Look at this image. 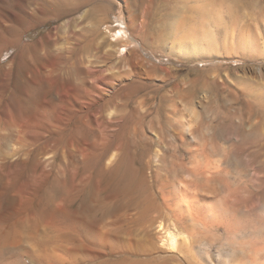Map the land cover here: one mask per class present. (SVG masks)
<instances>
[{"label":"rangeland","instance_id":"rangeland-1","mask_svg":"<svg viewBox=\"0 0 264 264\" xmlns=\"http://www.w3.org/2000/svg\"><path fill=\"white\" fill-rule=\"evenodd\" d=\"M19 1L20 4H17ZM212 1L214 4L212 6H215L214 8L216 9V11L214 9V13L217 12L215 14H218L217 21H204L202 18L200 20L197 17L191 20L193 25H202L203 30H208L210 38H199L198 36L192 38L189 31L185 30V24L181 22V16L185 17L186 14H190L188 10L187 12L185 11L187 8L183 7L181 0H127L126 2L125 0H93L80 13H77V7H79L78 0H0V157H8L9 159L21 157L26 159L27 162L23 171L26 177H31L33 174L40 175L41 173L45 175L43 182L40 184L41 186L38 187L35 198L39 201L35 200L34 208H30L35 209L37 207V209H29L30 211L24 212L20 217L21 219L27 218L25 221L28 219L31 221L30 215L32 216L38 212L41 213L44 210L43 207L47 206V203L59 197L62 198L60 195L68 198V183L70 180L68 177H70V173L74 170L80 174L79 176H87L91 173L89 176H91L92 180H96L99 175L104 176L107 161L104 163L100 158L102 156V149L97 148L95 151L92 150L91 156L87 157L86 161L82 160V156L80 153L78 154V149L81 144L83 145L84 141H93L94 138L97 139L108 133L106 137H109L113 147H122V145L125 146L131 143V133L137 130L138 133L145 132L152 138L156 137V128L164 119L161 115L156 117V111L161 104H165L168 106L169 115L173 117L172 104L177 100L176 94L179 91L181 94L180 102L185 109L188 120L193 122L194 135L197 138L199 137L200 147L209 148L210 150H208L211 151L213 159L217 161L223 159L219 160L221 162L220 171L223 169L222 173L225 174L227 172L224 175L227 182L226 179H223L225 180V182L223 181L224 183L222 181L217 182L216 185L220 186L219 189L221 188L220 190H222L220 192L225 193L228 190L226 189V187L228 188V184L239 185L238 181L241 182L244 177L249 181L250 190L252 187L258 189L261 186L262 190L259 193L256 192L249 203V206L253 204H255L254 207L256 205L260 206L256 207L255 211L260 210L256 211L255 215L253 213V215H247L248 218L240 215L241 228L243 231L245 230L244 232H249L248 236L240 237V233L228 236L226 230L222 228L218 232L221 238L215 241L212 247L210 245H200L198 249H195L193 247L180 246L179 253L181 255L178 253V255L169 257L168 262L170 264H207L208 259L213 256L216 248H222L224 252L225 250H230L231 246H242V248L251 250L257 244L256 247L261 249L263 256L262 264H264V206L262 207L264 205V166L260 167L259 162H255L253 157L248 154L244 155L246 162L231 161L229 164L224 153V146H227L225 144L226 138L220 132L219 127V124H222L231 117L248 115L245 110L246 107H244L247 105V101L256 103L255 107L258 113L255 114L254 118L264 120V0ZM55 2L56 4H54ZM139 2L142 4H139ZM57 5L58 7H56ZM60 8H67V14L59 11ZM82 14L83 17L80 18ZM120 18L126 21L129 35H131L130 38L136 40L132 45V49L134 47L135 50L129 51L128 57L130 59L127 60L128 62L126 61V64L125 61H121L118 57L116 53L117 46H115V49L109 48L110 45H115L116 42H113L105 30L107 25H112L113 28H116ZM175 19L176 21L177 19L180 20V22L178 21V25H183L180 29H184L178 37H172V35L168 34H172L171 32L174 28L179 27L175 24ZM78 23L80 24L79 27H77ZM136 24H138V27L134 31V25ZM80 27L85 29L94 27L95 30L93 32L88 31L82 36H74L73 31L80 29ZM187 33L191 36H186V38L185 35ZM183 35L184 38H182ZM46 38L52 39L47 40ZM198 40L200 41L198 42ZM179 43L185 46L188 45V47L183 46L185 50L183 48L179 49ZM23 44H29L30 46L24 48ZM135 44L137 45L135 46ZM190 46H193V48ZM67 47H69L70 53L63 52ZM109 49L114 51L116 55L113 54L106 57L104 54ZM194 50L202 51L196 53ZM84 54L86 56L89 55L94 61L93 67L105 70L103 74H111L112 71H116L113 79H110V81H116L124 77L125 79L123 81H116L117 87L114 89L108 88L107 90H102L104 94L102 95L103 98L100 96V100L96 99V101H93L94 103L96 102V105H92L93 102H90L91 108L87 105V107L80 109L78 106H75L76 102L72 103L73 100H59L56 90L60 84L68 82L79 87L85 84L87 89L91 90L92 78L95 75H90L78 64V59L83 57ZM52 59L57 60L55 61L57 63L54 66V75L53 73L49 74L45 69L46 62ZM115 65L116 67L114 68ZM120 66L121 69L119 68ZM85 72L89 75L84 74ZM117 72L122 73L123 77L121 74H117ZM48 75L52 77V80L54 78L57 80H53V88L44 81ZM36 77L40 79L35 81ZM89 81H91V84H89ZM57 98L58 100H56ZM49 104L52 105L50 106ZM65 106L69 108L67 109ZM240 108L244 109L240 110ZM109 109H114L115 115L113 119L107 120L105 117ZM146 112L148 114L146 123L154 117V124L156 125V128H153L154 131H151L147 126L144 127L143 131L142 119L144 117L140 116V114L144 115ZM40 113L43 115H39ZM95 115L100 118L101 125L99 128H97L98 126L96 127V123L94 122ZM88 119L92 122H89ZM36 121H41L40 123L44 125H39ZM92 125L94 130L90 129ZM215 125L218 126L213 127ZM263 125L261 131L264 130ZM50 127L51 134L49 133L51 131L48 130ZM199 128L202 130L199 131ZM33 129H36L35 132L38 131L35 133ZM102 129L104 131L101 135L99 131H102ZM105 130H107L106 133ZM171 131L170 133H173ZM53 136L54 139L51 140ZM169 138L173 139V136ZM198 141L196 140V142ZM36 143L37 145H35ZM202 144L203 146H201ZM34 145L39 147V149H36ZM188 146L184 147L185 152L180 151L186 158V162H189L191 157L189 150L192 147L190 146L189 149ZM66 148L76 149L71 153L72 149L67 150ZM98 149L101 150L98 151ZM155 149L157 148L155 147ZM155 149L150 154L153 155L152 152L155 153ZM35 154L38 158L33 157ZM152 155L150 158L154 156ZM33 158H36V160L33 161ZM46 158L50 159L46 160ZM262 159L264 161V154ZM37 160L38 162L36 163ZM247 162L250 163L249 166L246 165ZM32 165H36L35 168ZM39 165L47 167H40ZM226 166L229 167L227 168ZM27 168H29V171ZM30 170L33 172L32 175ZM100 170L102 171L100 172ZM45 171L51 173L49 177H47L49 174L45 173ZM56 171L58 172L57 174ZM26 172L28 173L27 175ZM60 172L65 174H61ZM178 175L187 178L188 170H179ZM67 180L68 182H66ZM2 182L0 175V188ZM61 182L66 184H64L65 187ZM225 183L228 184L225 185ZM245 195L247 196L248 192ZM12 200L11 190H8L4 195L0 196V205L9 208ZM254 216L256 220H253ZM22 220L25 222L24 219ZM29 220L27 223L30 225ZM23 222V226L30 228L31 225L28 227V224L25 222L26 226ZM33 223L31 222L32 225H34ZM243 225L244 227H242ZM174 231L180 232L182 230L176 228ZM33 239L36 241L35 238ZM34 241L33 243H35ZM18 246L15 248L16 252L14 248H10L12 251H4L6 256L11 254L9 258L12 257L14 260L7 259L1 264H117L116 259L118 255L110 250L99 258H78L72 261L69 257L68 261L65 260L64 263L63 258L60 259V257L57 258L55 256L48 259L49 262L48 260L40 259L33 250L32 252L35 255H31L30 249H32V245H29L26 241H22ZM17 247L18 253L19 251L24 253V256L22 253H19L23 258L21 260L17 258ZM21 249L28 250L23 252L24 250L22 251ZM224 255L225 253H223L222 261L225 264L227 259L226 255ZM62 256L66 257V255ZM15 259H18V262ZM33 259H35L34 262L32 261Z\"/></svg>","mask_w":264,"mask_h":264},{"label":"bare ground","instance_id":"bare-ground-1","mask_svg":"<svg viewBox=\"0 0 264 264\" xmlns=\"http://www.w3.org/2000/svg\"><path fill=\"white\" fill-rule=\"evenodd\" d=\"M92 1L93 0H78L79 7H77V13H80L81 10L87 5L91 4ZM126 1L127 0H125V2ZM181 1L183 3V7L187 8L185 11L187 12L188 10V12L190 13V14L185 13L186 14V15L184 14L185 17L181 16L182 18L181 22L182 24H185L184 26L185 30L189 31V33L192 35V38L194 36H198L199 38L200 37L210 38L209 37L210 34H208L209 32H207L208 30L206 31L203 30L204 28L202 27V25L200 26H197L195 24L193 25L191 23V20L197 17L199 19L202 18L204 21L206 20L217 21L218 14H215L217 12L214 13L215 6H212L214 5L213 1L212 0H181ZM140 3L141 2H139V4ZM17 4H20V1ZM54 4H56V2ZM56 7H58V5ZM66 9L60 8L59 11H62L63 13L67 14L66 12H68V10ZM82 17L83 14L80 16V18ZM118 21L119 23H117L116 28H113L112 25H107L105 27V30L112 38L113 42L114 41L116 42L115 45H110L109 48L115 49V46H117L116 53L118 54L120 60L125 61L126 64V61L130 59L128 57L129 51L135 50L134 47L132 49V45L136 42V40L130 38L131 35H129L127 28L128 25L126 21L122 18H120ZM178 21L180 22V20L177 19L176 21L175 19L176 25H178L179 23ZM187 23L190 24L188 28H186V26L188 25ZM79 25L80 24L78 23L77 27H79ZM134 26H135L134 28L135 31L138 27V24ZM181 26L183 25L176 27V29L174 28L172 32L170 31L172 34L170 33L168 34L172 35V37H178V35L181 34L180 32L184 30V29L183 30L180 29ZM168 28L170 27L168 26ZM94 30H95L94 27L90 29H85L80 27V29L74 30L73 34L74 36H82L86 32L88 31L93 32ZM191 35L187 33L185 37ZM182 38H184V35ZM46 39L48 40L52 38H46ZM190 40L192 41L191 38ZM199 41L200 40H198V42ZM186 42H182V43H186ZM181 44L179 45V49L180 48L182 49L183 46L188 47V45L185 46L184 44L182 45ZM136 45L137 44H135V46ZM29 46H30L29 44H23L24 48ZM190 47L193 48V46ZM201 51L194 50V52L196 53ZM63 52L70 53L69 47H67ZM106 52L107 53L104 54L106 57L115 54L114 51L110 49L107 50ZM78 60H79L78 64L80 65V67L82 66L81 68L85 69L87 73H89L90 75H95L93 78L91 77L92 84L91 81H89L90 82L89 84H91L92 87V88L90 87L91 90L90 89L88 90L85 84L84 86L79 87L73 83L71 84L70 82H68V83H62L59 86L57 84L58 88L56 91L59 100H63V101H66L68 99L73 100L72 103L76 102L77 104L75 106L76 107L78 106V108L80 109L87 107V105H89L90 102L96 101V99L100 100L99 97L104 95L102 93V90L104 91L107 90L108 88L114 89L115 87H117L116 81L118 80L123 81L125 79L124 77L116 81L115 80L110 81V79H113L116 71L115 70H114L115 72L112 71L111 74H103L105 72L104 69L101 70L99 67L92 66L94 61L91 59L89 55L86 56L84 54L83 57H81ZM55 61L57 60L52 59L46 62L47 64L45 66V69L49 74H52L53 71H55L54 66L57 63V62L55 63ZM115 67L116 65L114 66V68ZM119 68L121 69V66ZM87 73L85 72L84 74L88 76L89 74ZM117 74H121L122 76V73L117 72ZM51 78L52 77L48 75L47 78L44 79V81L53 88L54 87L53 80L55 78L53 80ZM38 79L36 77L35 81H37ZM88 79L90 80V78ZM55 81L57 80L55 79ZM164 97H168V96H164ZM176 97H178L177 100L175 101V103L173 102L172 104L173 106L172 113L174 114L173 117L169 115L168 106L165 104H161V105L159 104L160 106L158 107V110L157 111L155 110L157 113L156 117L160 115L164 117L162 121L163 123L161 122L157 126V128L156 125L154 124V117L153 118L151 117L152 119L149 118L150 120L147 121L146 123L145 121L146 118L148 117L147 112L144 113V115L140 114V116L144 117L143 118L139 116L140 118H143L142 119L143 131L145 126L149 127L151 131L153 130V128H156L157 131L156 137L154 136L152 138L148 136V134H146L145 132L138 133L137 130L136 131L137 133L136 132L131 133L132 135L130 139L131 143L125 146L121 144L122 147H113V144L109 139V137H106L108 133L105 135L101 134L104 131L102 129V131H99V133L102 136L99 135L100 137L98 136L99 138L97 139L94 138L93 141H84L83 145L81 144L78 149L79 150L78 154L80 153V155L82 156V160H85L87 157L91 156L92 150L95 151L97 148H101L102 156L100 158L104 163L105 161H107L106 163L107 166L105 167L106 173L103 174L104 176L99 175L96 180L94 179L92 180L91 176H89L91 175V173L90 174L88 173L89 175L87 176H79L80 174L74 170L72 173H70L71 174L70 177H68L70 178V180L68 179L69 199L64 198L63 195H60L62 196V198L59 197L58 199H55L54 201H50L49 203H47V206L45 205V207H43L44 210L41 211V213L38 212L39 214L34 213L32 216L30 215L31 217L30 219L32 220L31 221L29 219L28 220L30 221L31 226L27 223L28 220L25 221L27 218L26 219L22 218L28 224V227L30 226V228L23 226L24 225L22 224L23 220L20 217L24 212L28 211L30 208L32 207L34 208V202L36 200L35 198H36L37 190L38 187L41 186L40 184L41 182H43L44 180L43 178L45 175L41 172L40 175H36L33 174V172L30 170L31 175L32 174L33 175L31 177H26L24 176V172H23L25 169V164L27 162L26 159L21 157L17 159L0 157V175L3 181L2 186L0 188V196L4 195L5 192L8 190H11L13 196V200L9 208L0 205V264L7 259L9 260L12 259V257L9 258L11 254L6 256L4 254V251L5 252L7 250L12 251V249L10 248H14L15 250L16 246H18L22 241H26L29 243V245H32V249H30L31 252L33 250L36 253V256H38L40 259H45L46 261L48 259H51V257L53 256L57 258L60 257V259L63 258L64 263L65 260L68 261L69 257L70 260L72 259V261L78 258H88V257L99 258L102 255H105L108 250H110L111 252L117 253L118 255L116 259L117 264H126V263L127 264H170L168 262V260L170 259L169 257H172L173 255H178L180 246L181 247L186 246L188 248L193 247L195 249L196 248L198 249L200 245H210V247H212L214 245V242L221 238V236L218 235V232L222 228L226 230L228 236H230L231 234L238 235L239 233L241 234L240 237L248 236L249 232L247 231L244 232L245 230L243 231V229L241 228L240 215L247 217V215L249 216V215H253L254 213L256 214L257 210L255 211V209L256 207H260V206L256 205V207H254L255 204H253L251 205L252 208H250L251 206H249V203L251 201L252 196L256 192L258 193L261 192L262 186L258 189L252 187V189L250 190L251 186L249 184L248 179H246V177L243 178L242 175V178L244 180L242 179L241 182L238 181L239 185L233 184L235 186L232 187L233 185L225 183V185L228 184V188L226 187V189L228 190L225 191L226 190L225 189L224 190L225 193L220 192L222 190H220L221 189V188L219 189L220 186L216 184L217 182L220 181L225 182V180L223 179H226L224 175L227 173V172L225 174L222 173L223 169H221L220 171L221 162L219 160H223V159H219L218 161L216 159H213L211 155V151H209L210 150L209 148L208 150L200 147L198 141L199 137L197 138L195 137L196 135H194V127L192 124L193 122L188 120L185 113V109L180 102L181 94L179 91H177ZM58 98L56 100H58ZM94 104L96 105V102L95 103L93 102L92 105ZM255 104L256 103L247 101V105H245L244 107H246L245 110L247 111L246 113H248V115L246 114L243 116L241 115V116L231 117L222 124H219L220 132L226 138L225 144H227V146L226 147L224 145L222 146H224L225 148L224 153L228 163L231 161L246 162L244 155L248 154L249 156L253 157V160L255 162H259L260 167L264 166L263 165L264 161L262 159L264 154L263 151L264 138L262 132H264V130L261 131V129H263L262 125L264 120L262 121L259 120V118H254L255 114L258 113ZM49 105L51 106L52 104ZM243 109L244 108L242 109L240 108V110ZM107 111L108 112L105 118L107 120L113 119L115 115L114 109L112 110L109 109ZM53 112L51 113L53 114ZM41 113L39 115H41ZM41 121H36V122L39 125H41L42 124L40 123ZM89 122L92 121L89 120ZM94 122L96 123V127L98 126L97 128H99L101 122H100V118H98L97 115H95ZM95 123L93 124L95 125ZM217 126L218 125H215L213 127H217ZM51 127L48 130L51 131ZM90 129H93V125L92 128ZM35 130L33 129L34 132ZM171 130L173 131V133H170ZM200 130L202 129L199 128V131ZM106 131L107 130H105V133ZM49 133L51 134L52 131ZM171 136H173V139L169 138ZM43 139L42 141L45 140ZM52 139H54V136L53 138H51V140ZM196 140L198 142H196ZM203 144L201 146H203ZM35 145H37V143ZM44 145L47 146L46 144ZM187 145H189L188 146L189 149L190 146L192 147L191 150L187 148L191 154V157L189 156L190 157L189 162H186L187 161L186 158L184 157L183 154L180 153V151L185 150L184 147ZM155 147L157 149H155ZM36 149H39V147H36ZM71 149L72 148L67 150H71ZM74 149H72L71 153H73ZM101 149H98V151ZM154 149H155V153L152 152L154 155L153 156L152 154H150V152L153 151ZM64 153L66 154V152ZM151 155L153 156L152 158H150ZM33 157H36V154ZM36 158H38V156ZM36 158L35 159L33 158L34 159L33 161H35ZM49 159L50 158L48 159L46 158V160ZM38 160L36 161V163L38 162ZM44 162H40V163H44ZM246 165L249 166L250 163L247 162ZM52 168H54V166H52ZM27 169L29 171V168ZM182 169L188 170L187 178H183L178 175V171ZM55 170L56 168L54 169V172ZM49 171L47 172L45 171V173L49 174L47 175V177H49L51 174ZM101 171L102 170H100V172ZM57 173L58 172L56 171V174ZM27 174L28 173L26 172V175ZM61 174H65V173H61ZM68 180L66 182H68ZM61 183L64 186L65 183L63 182ZM218 184L222 185L220 183ZM246 192H248L247 196L245 195ZM263 206L264 205H262V207ZM35 209H37V207H35ZM35 209H30V210H35ZM259 210L260 209H258V211ZM238 216H239L238 218L239 220L237 219ZM253 220H256L255 216ZM31 222H34L33 223L34 225H32ZM242 227H244V225ZM176 228L177 229L179 228L182 231L180 232L174 231L176 230ZM33 238H35L36 241H34ZM32 239L35 243H33ZM256 245L251 250L249 249L250 251L245 248H242V246L241 247L231 246V249L227 251L225 250V252L224 249L222 250V248H216L213 252V256H211L210 259H208L207 264H224V262L222 261L223 253H225L226 256L225 255L224 256L227 259L225 264H262L263 256L261 254V249L256 247ZM18 247H17V253H18ZM26 251L24 250L23 252ZM19 253L22 252L19 251ZM19 253L17 254V258L21 260L22 255L24 253H22V255ZM35 253L32 252L31 255L33 254L35 255ZM13 254L15 253L13 252ZM62 255H66L67 258ZM32 261L34 262L35 259H33Z\"/></svg>","mask_w":264,"mask_h":264}]
</instances>
